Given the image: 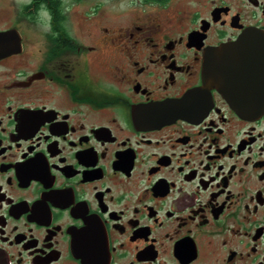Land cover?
<instances>
[{"label": "flooded vegetation", "instance_id": "af4514ba", "mask_svg": "<svg viewBox=\"0 0 264 264\" xmlns=\"http://www.w3.org/2000/svg\"><path fill=\"white\" fill-rule=\"evenodd\" d=\"M249 30L264 0H0V264H264V114L205 76Z\"/></svg>", "mask_w": 264, "mask_h": 264}, {"label": "water", "instance_id": "95a60500", "mask_svg": "<svg viewBox=\"0 0 264 264\" xmlns=\"http://www.w3.org/2000/svg\"><path fill=\"white\" fill-rule=\"evenodd\" d=\"M205 76L235 108L264 114V32L249 30L235 43L223 44L207 57Z\"/></svg>", "mask_w": 264, "mask_h": 264}, {"label": "rangeland", "instance_id": "374dc122", "mask_svg": "<svg viewBox=\"0 0 264 264\" xmlns=\"http://www.w3.org/2000/svg\"><path fill=\"white\" fill-rule=\"evenodd\" d=\"M94 1L104 4L105 7H122V6H128V1L130 0H123L124 3L121 4H120L121 0H94Z\"/></svg>", "mask_w": 264, "mask_h": 264}, {"label": "clouds", "instance_id": "9594fccd", "mask_svg": "<svg viewBox=\"0 0 264 264\" xmlns=\"http://www.w3.org/2000/svg\"><path fill=\"white\" fill-rule=\"evenodd\" d=\"M18 2H19V0H18ZM26 2L30 3L31 0H26ZM43 15H47V13H43Z\"/></svg>", "mask_w": 264, "mask_h": 264}]
</instances>
